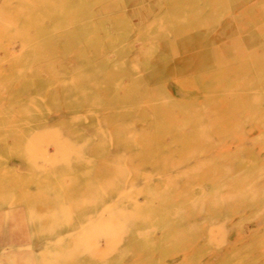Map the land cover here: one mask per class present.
<instances>
[{"label": "rangeland", "instance_id": "374dc122", "mask_svg": "<svg viewBox=\"0 0 264 264\" xmlns=\"http://www.w3.org/2000/svg\"><path fill=\"white\" fill-rule=\"evenodd\" d=\"M35 10L0 17V264H264V0Z\"/></svg>", "mask_w": 264, "mask_h": 264}, {"label": "bare ground", "instance_id": "6f19581e", "mask_svg": "<svg viewBox=\"0 0 264 264\" xmlns=\"http://www.w3.org/2000/svg\"><path fill=\"white\" fill-rule=\"evenodd\" d=\"M38 1L39 0H20V1L16 0V2H15V0H0V17H7L10 19V31H12L11 29L17 30V28H19L20 30L22 29L23 33H25L27 25L33 23L37 18V15L35 14L36 13L35 6L37 5ZM46 26H47V24H46ZM35 28H37V27H35ZM71 32L73 33L74 31L72 30ZM69 37L73 38V36H69ZM74 38H75V36H74ZM30 42H31V38H29L27 35L25 36V34L24 35L19 34L16 36H12L10 39H8V42L6 44H3L2 46H0V50L4 53H7L9 51V49H12V51L14 49H18V50L24 49L22 51L23 53H21L24 57V56L29 54L27 52V47H28L27 45L30 44ZM37 42H39V41H37ZM41 42H43V41H41ZM0 65H1V63H0ZM0 79H1V77H0Z\"/></svg>", "mask_w": 264, "mask_h": 264}]
</instances>
